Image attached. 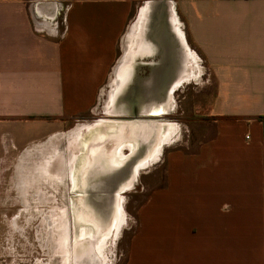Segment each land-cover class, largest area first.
I'll return each mask as SVG.
<instances>
[{
	"label": "crops",
	"instance_id": "1",
	"mask_svg": "<svg viewBox=\"0 0 264 264\" xmlns=\"http://www.w3.org/2000/svg\"><path fill=\"white\" fill-rule=\"evenodd\" d=\"M151 2L182 39L161 19L145 47L135 0H0V202L57 199L58 140L118 72L141 98L205 83L208 113L167 136L165 188L140 206L126 264H264V0Z\"/></svg>",
	"mask_w": 264,
	"mask_h": 264
},
{
	"label": "rangeland",
	"instance_id": "2",
	"mask_svg": "<svg viewBox=\"0 0 264 264\" xmlns=\"http://www.w3.org/2000/svg\"><path fill=\"white\" fill-rule=\"evenodd\" d=\"M135 1L137 4L131 11L130 25L138 16L143 21V33L148 40L145 47L150 49L151 36L156 34L161 19L165 24L173 21L174 37L177 35L182 39L175 25L178 20L172 6L161 3L148 5L152 0ZM113 77L110 88L101 91L95 114L87 115L85 121L66 125V134L58 140L61 157L58 186L56 189L47 188L48 194L56 195L57 199L46 203L32 201L29 203L31 209L22 214L20 203L0 202V264L127 263L130 243L138 228L140 206L152 193L165 188L166 154L173 147L172 137L176 145L187 138V120H195L208 113L214 89L206 87L205 83L204 88L203 84L180 87L183 81L180 80L175 87L169 83L167 95L163 98L161 95L164 93L159 90L154 91L157 95L159 92V99L156 96L147 98L144 94L143 98L133 101L130 99L138 89L130 88L131 83L128 82L133 81L134 70L129 68ZM117 79L122 82L119 90ZM124 99L125 105H116L117 101ZM155 101L163 107L160 115L151 112L156 107L151 102ZM135 132H142V138L147 139L143 140V145L147 146L143 154V159L147 155L143 161L146 166L137 172L130 159L138 148ZM152 132H157L158 140L147 154L151 149L148 148V140H152L149 139ZM167 136L171 141H167ZM108 150L110 156H104L98 162L103 151ZM120 155L130 159L125 167L121 171L108 167L109 158ZM89 158L95 162L91 170H96L93 177L85 174L86 168L91 166ZM121 180L124 183L120 184Z\"/></svg>",
	"mask_w": 264,
	"mask_h": 264
},
{
	"label": "flooded vegetation",
	"instance_id": "3",
	"mask_svg": "<svg viewBox=\"0 0 264 264\" xmlns=\"http://www.w3.org/2000/svg\"><path fill=\"white\" fill-rule=\"evenodd\" d=\"M130 79H132V78H130ZM122 85V84H121ZM167 86H169V84H167ZM121 87H119L117 90H119ZM167 88V89H166ZM166 88H164V89H160L161 91H163V93H164V95H161L162 96V98L165 96V94L167 95V91H168V87H166ZM171 90H173V89H171ZM166 91V92H165ZM133 94H135V91L133 92ZM159 92H158V95H156V99H159ZM137 98H138V100H139V98H140V91L138 90V92L135 94V96H134V98H132V99H130V100H137ZM161 98V99H162ZM120 103H124V105H125V103H126V101H125V99H124V101H117V103H116V105H119ZM130 103H132V102H130ZM160 103H159V101H157V105H156V107H154L153 109H151V112L152 113H156V114H161V112H160V110L163 108L162 106H160L159 105ZM135 106V105H134ZM121 108H123V107H121ZM127 109V107H124V110H126ZM122 133H123V131H121ZM120 132V133H121ZM155 136V137H154ZM141 137V136H140ZM142 138V137H141ZM152 138V140L149 142V140H148V148H151L150 150H148V153L147 154H149L152 150H153V148L155 147V146H153V145H156L155 143L157 142V140H158V135H157V132H152L151 133V136H150V138L149 139H151ZM153 139H154V142H152L153 141ZM143 140H147V139H143L142 138V142H139L138 140H136V142H137V146H138V148H139V150H138V148L136 149L137 151L135 152H133V155L130 157V159H131V161H132V163L131 164H133V169H134V171H138V169H140V166L142 165V163H143V161H145V159L147 158V155H145L146 157H144V159H143V154H144V151L147 149V146H144L143 145V142H145V141H143ZM152 142V143H151ZM151 143V144H150ZM154 143V144H153ZM151 145V146H150ZM124 146H126V145H124ZM121 147V146H120ZM121 149V148H120ZM113 150V149H112ZM111 151V150H110ZM104 153H102L101 154V157H99L98 159H97V161L98 162H100V161H102V157L104 158V156H106L107 157V155L108 156H110L109 155V150L108 151H103ZM121 153V152H120ZM93 155V154H92ZM92 155H88V157H91ZM90 160V164H91V166H89V168H86V176H94L96 173H95V171L96 170H93V172H91V170L94 168V164H95V162H94V160H92L91 158H89ZM129 159V160H130ZM129 160H127V159H125V158H123L121 155L120 156H116V157H112V159L111 158H109V160H108V162H109V166L108 167H112V168H118L120 171L123 169V166L125 167V165L127 164V161L129 162ZM105 171L106 170H103V172L105 173ZM119 172V171H118ZM84 174V175H85ZM91 178V177H90ZM108 179H110V176L108 177ZM83 181H86L85 180V178L83 177ZM121 182L122 183H124V180H121L120 181V184H121ZM115 216V215H114Z\"/></svg>",
	"mask_w": 264,
	"mask_h": 264
},
{
	"label": "bare ground",
	"instance_id": "4",
	"mask_svg": "<svg viewBox=\"0 0 264 264\" xmlns=\"http://www.w3.org/2000/svg\"><path fill=\"white\" fill-rule=\"evenodd\" d=\"M44 157H45V156H44ZM148 160H149V159H148ZM142 165H143V163H142ZM142 165H141V166H142ZM40 166H41V165H40ZM138 170H139V169H138Z\"/></svg>",
	"mask_w": 264,
	"mask_h": 264
}]
</instances>
